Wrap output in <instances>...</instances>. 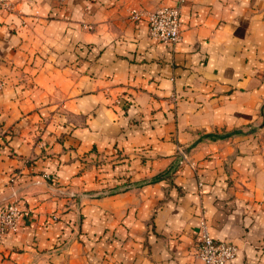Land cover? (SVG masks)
Instances as JSON below:
<instances>
[{"label":"crops","instance_id":"obj_1","mask_svg":"<svg viewBox=\"0 0 264 264\" xmlns=\"http://www.w3.org/2000/svg\"><path fill=\"white\" fill-rule=\"evenodd\" d=\"M11 1L0 264H201L202 212L264 264V0H181L175 44L128 12L180 0Z\"/></svg>","mask_w":264,"mask_h":264},{"label":"built area","instance_id":"obj_2","mask_svg":"<svg viewBox=\"0 0 264 264\" xmlns=\"http://www.w3.org/2000/svg\"><path fill=\"white\" fill-rule=\"evenodd\" d=\"M0 9L12 11L14 9L11 0H0ZM181 0L176 4H162L152 9L131 8L128 12L130 19L145 18L148 34L168 43H177L181 40ZM120 103L119 97L115 99ZM182 159L187 156L185 149H180ZM201 185V182H199ZM28 213V209L20 207L17 201L0 205V238L9 230L17 228L20 218ZM198 239L195 244L194 254L200 259L201 264H224L231 260L238 251V246L233 242H227L214 238L209 232L208 223L204 213L198 217Z\"/></svg>","mask_w":264,"mask_h":264},{"label":"trees","instance_id":"obj_3","mask_svg":"<svg viewBox=\"0 0 264 264\" xmlns=\"http://www.w3.org/2000/svg\"><path fill=\"white\" fill-rule=\"evenodd\" d=\"M125 183H127V182H124L123 184H125ZM118 185H120V184H118Z\"/></svg>","mask_w":264,"mask_h":264},{"label":"water","instance_id":"obj_4","mask_svg":"<svg viewBox=\"0 0 264 264\" xmlns=\"http://www.w3.org/2000/svg\"><path fill=\"white\" fill-rule=\"evenodd\" d=\"M181 155V154H180ZM181 158H182V156H181Z\"/></svg>","mask_w":264,"mask_h":264}]
</instances>
